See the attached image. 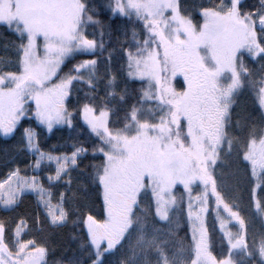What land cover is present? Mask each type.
Returning a JSON list of instances; mask_svg holds the SVG:
<instances>
[{
    "label": "trees",
    "instance_id": "trees-1",
    "mask_svg": "<svg viewBox=\"0 0 264 264\" xmlns=\"http://www.w3.org/2000/svg\"><path fill=\"white\" fill-rule=\"evenodd\" d=\"M76 1L81 7V34L95 42V56L99 59V65L95 72L90 67L77 71V65L82 64L85 59H91V55L74 54L61 65L51 81L60 83L65 78L75 77L70 84V95L65 98L66 111L75 110L73 126L53 125L49 131L28 112L20 118L11 133L3 134L0 131V181L13 172L24 176L38 174L44 185L51 190L54 203H61L60 194L65 193L62 206L67 218L61 225L50 224L34 198L27 195L10 211L0 208V223L7 229L3 233L4 239L12 251H16L12 229L23 218L27 223H23L24 232L20 239L28 243L34 238L35 247L44 250L43 264H188L192 259V252L181 241L188 231L187 213L191 211V204L183 189L177 187L173 192L175 203L169 211L171 218L168 223H161L156 219L154 192L145 183L146 179L144 182L129 181V194H125L129 195V203L122 214L109 210L101 198L99 182L106 164L105 153L101 155L99 149L104 150L105 144L93 137L81 120L85 103L94 104L97 109L106 103L109 109L115 107L107 121L113 132L123 130L130 123L133 112L141 104L147 84L139 79L131 83L126 81L120 70L121 64L133 65V51L144 43L143 40L155 27L148 20L134 15L121 16L116 13L110 18L113 0ZM232 9L236 16L251 25L255 47L252 52H241L236 56L240 87L234 95L222 101L221 89L215 88L208 92L212 102L222 109L216 120L218 123L222 120L223 126L220 145L214 147L215 162L211 172L223 198L234 207L239 205L248 218L247 251L251 256L245 254V246L242 245L238 250H232V259L236 264H262L260 249L264 248V218L250 209L247 199L249 181L240 170L237 153L241 140L250 148L264 141V127L261 126L264 116H261V109L258 107V98L264 95V26L257 27L264 17V0H178L181 17L189 19L195 25L201 23L202 12L225 15ZM25 47V36L18 34L13 26L0 23L1 77L9 79L21 71ZM109 56L112 74L117 78L113 84L107 82L111 78L108 71ZM163 77L166 78V73ZM89 81L92 87H89ZM109 92L113 95L109 96ZM227 106L229 110L226 109ZM28 108L32 109L31 106ZM28 129L35 133V144L40 152L71 153L74 146L86 148L88 152L79 158V164L70 170V176L65 173L59 181L50 185L45 176L46 173L54 172L50 165L42 164L37 172L33 170L34 157L26 150L24 140ZM170 136L173 138L175 135L170 133ZM248 141L251 143L247 144ZM94 147L98 149L95 156L91 154ZM217 160L228 163H218ZM67 180H71V185L65 182ZM210 196L214 205L212 203L207 212V229L212 250L219 254L227 246L218 228L220 221L216 216L215 198ZM219 214L224 219L228 218L222 208L219 209ZM37 215L40 218L39 225L36 222ZM123 216L124 219L118 218ZM125 217L131 223H126ZM92 228L102 230L105 235H110L111 241L116 240V243L107 251L103 250V245L96 252L91 238ZM173 232L175 236L171 234ZM110 239L107 237V241ZM121 239L123 242L119 243ZM113 248L115 251H112Z\"/></svg>",
    "mask_w": 264,
    "mask_h": 264
},
{
    "label": "rangeland",
    "instance_id": "rangeland-1",
    "mask_svg": "<svg viewBox=\"0 0 264 264\" xmlns=\"http://www.w3.org/2000/svg\"><path fill=\"white\" fill-rule=\"evenodd\" d=\"M123 2L132 9L128 15L148 20L155 28H151L144 43L132 53L131 62L138 69L137 79L147 84L139 108L133 112L130 123L123 130L113 132L107 122L105 125L109 142L104 143L107 173L103 171L100 176L103 180L99 178L101 198L109 210L122 214L129 203V195H125L129 194V181L144 182L146 179L145 183L154 192L155 212L161 206L170 211L175 203V188L180 187L182 182H189L188 189L181 188L191 204L190 209L198 211L203 206L205 191L208 192L209 209L213 203L211 185L205 189L198 179H192L199 175V168L206 158L212 174L214 147L221 142L214 141L222 124V120H219L220 123L216 120L222 109L212 102L209 93L215 88L221 89L224 101L239 90L240 73L236 56L254 50L251 25L236 16L233 9L225 15L202 12L201 23L195 25L181 17L178 0ZM80 11L76 0H0V23L13 26L18 34L26 38L21 71L9 79L0 76V131L3 134L11 133L28 112L48 128L47 122H41V116L47 121L43 105L55 106L62 94L59 85L70 80L65 78L60 83H52L55 75L51 69L60 65L61 60L63 65L74 54H89L84 48L64 55L59 51L69 36H75L77 40L81 37ZM263 26L264 17L257 27ZM76 42L72 41L73 49ZM37 97L41 101L39 107ZM28 106L32 109L29 110ZM51 123L60 125L54 120ZM170 133L175 136L170 138ZM24 140L26 150L34 157L33 170L37 172L35 165L41 152L36 147L33 130H26ZM223 142L226 140L223 139ZM33 144L34 148L31 147ZM262 147L264 141L251 149L259 151ZM40 163L55 170L51 163H44L43 160ZM17 179V173L13 172L0 182H16ZM0 195L6 193L0 192ZM29 195L36 201L34 194ZM36 203L45 214V209ZM0 208L6 210L2 204ZM120 217L124 219V216ZM230 228L235 234L231 239L235 242L240 229L236 224L230 225ZM18 231L22 235L23 223ZM106 236L100 229H91L96 252L103 245V250L107 251L116 243V240L111 241L110 235L107 236L110 241H107ZM22 248V259L41 255V248L29 243H23ZM42 262L44 259L39 264Z\"/></svg>",
    "mask_w": 264,
    "mask_h": 264
},
{
    "label": "snow or ice",
    "instance_id": "snow-or-ice-1",
    "mask_svg": "<svg viewBox=\"0 0 264 264\" xmlns=\"http://www.w3.org/2000/svg\"><path fill=\"white\" fill-rule=\"evenodd\" d=\"M131 7L128 4H125L123 0H113L111 6V17H114L117 12L120 13L121 16H126L131 11ZM91 21V17H89ZM99 23V21H96ZM76 40V48H72V41ZM95 42L89 40L87 37H84L81 34V37L77 40L75 36H69L67 40L64 42V45L59 48V51L62 55L70 54L72 51H79L81 48L87 50V52L91 55V59H85L82 64L77 65V71H81L84 68L90 67L93 72H95L97 66L99 65V59L95 56ZM103 45H101V48ZM127 58V51H126ZM109 64V74L111 78L107 81L108 84H113L116 81V76L112 74L111 69V56L108 58ZM63 61H60V65H62ZM60 65H57L56 68H52L53 76L56 75L58 68ZM124 73V79L131 83L135 79L138 78V69H136L131 63L125 65L121 64V69ZM71 78L65 83L59 85L60 89H62V94L59 96V99L55 106L44 104L43 109L44 113L47 115V121H45L44 116H41V122H47L48 130H52L51 121L54 120L55 123L60 125H65L68 127L73 126L72 117L75 115V110L67 112L65 115L66 107L64 104V100L66 97L70 95L69 85L72 82ZM92 83L89 81V87H92ZM90 95V94H89ZM109 96L113 95V93L109 92ZM121 100H123V96H121ZM36 103L41 106L40 98L37 97ZM258 107L261 109V116H264V95H261L258 98ZM115 111V107L109 109L107 104H102L99 109L92 104L89 105L87 103L84 104L82 108L81 120L82 122L89 128L90 133L93 137L97 138L98 141L107 144L109 139L107 138V128L105 127L106 122L110 119L111 113ZM261 126L264 127V121L261 122ZM252 131H255V126H253ZM104 133V135H102ZM223 135V126H221L216 133L215 143H219L220 137ZM231 144V141H229ZM240 148L237 153L238 160L240 161V170L242 171L245 178L249 181L247 187V199L250 204V209L252 212L257 213L261 218H264V147H262L259 151H254L250 147L246 145L244 140L240 142ZM251 141H248L247 144H250ZM35 147V144L31 146ZM31 150V149H30ZM97 148L94 147L92 150V155L95 156L97 153ZM101 155L104 154L103 149H99ZM88 149L83 147H75L71 153H60V154H46L41 152L40 156L36 161L35 168L38 170L41 166V160L47 163H51L54 166L53 173H46L45 176L49 182V184H55L60 180L65 173L71 175V169H75L79 164V158L84 154H87ZM211 157V153H209V158ZM218 163L227 164V161L217 160ZM93 167H96V164H93ZM105 173H107V168L104 169ZM18 175V179L16 182H0V192L6 193V195H0V204L3 205V208L6 210H12L18 206L21 199L26 197L29 194H34L36 201L39 203L41 207L45 209V215L48 217V221L52 225H56L58 223H63L67 218L64 207L62 206V201L65 196L64 192L60 194L61 203H54L52 200L51 190L46 187L41 179V177L36 175ZM93 179L95 181L96 174H93ZM103 180V177H100ZM193 180L198 179L202 185L207 189L209 185H211V195L215 198L216 202V216L220 221L218 224V228L221 231V234L225 238V245L227 246L225 249H222L218 254L217 252L212 250L211 242H210V233L207 229V199L208 192L205 191L203 206L199 208V210H191L187 213L188 218V231L185 233V237L181 241L182 244H186L192 252V259L188 262V264H236L235 260L232 259V250L236 249L240 245L245 246V254L251 256V253L247 251V245L249 243L248 239V218L245 216L244 212L240 209L239 205L233 206L232 203H229L223 198L222 193H220L217 189V182L215 176L212 175L207 167V158L202 162L199 168V175L194 176ZM69 185H71V180L65 181ZM180 187L188 189L189 182H182ZM223 209L224 213L228 217L224 219L219 214V209ZM91 214L89 213L88 216ZM169 211L161 206L156 209V219H158L161 223H168L170 220ZM87 219V217H86ZM126 223H131L127 221V217H125ZM36 222L39 225L40 218L39 215L36 217ZM21 223H27L23 218L17 221V226L12 229V235L15 238L14 242L16 243V251H12L9 247L7 241L4 239L3 233L7 231L6 227L0 223V264H39L40 261L44 259V251L41 249V255L38 258H28L23 256L24 249L22 248V244L24 243L21 239H19L21 233L18 231L19 225ZM236 224L240 231L239 237L232 241L233 235H235L230 225ZM180 227V225H177ZM173 236L176 234L171 233ZM122 239L119 243H122ZM29 244L35 246L34 238L28 241ZM119 246V245H117ZM183 250V249H182ZM115 251V248L112 249ZM260 259L262 264H264V248L260 249ZM255 264V262H254Z\"/></svg>",
    "mask_w": 264,
    "mask_h": 264
}]
</instances>
